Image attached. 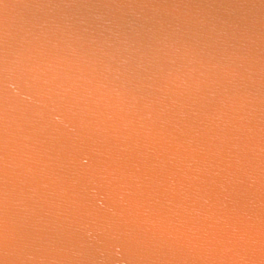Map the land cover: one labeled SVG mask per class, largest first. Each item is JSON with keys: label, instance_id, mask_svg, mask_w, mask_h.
Returning a JSON list of instances; mask_svg holds the SVG:
<instances>
[{"label": "water", "instance_id": "95a60500", "mask_svg": "<svg viewBox=\"0 0 264 264\" xmlns=\"http://www.w3.org/2000/svg\"><path fill=\"white\" fill-rule=\"evenodd\" d=\"M0 264H264V0H0Z\"/></svg>", "mask_w": 264, "mask_h": 264}]
</instances>
